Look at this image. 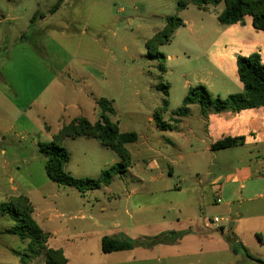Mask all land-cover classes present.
Masks as SVG:
<instances>
[{
	"label": "rangeland",
	"instance_id": "1",
	"mask_svg": "<svg viewBox=\"0 0 264 264\" xmlns=\"http://www.w3.org/2000/svg\"><path fill=\"white\" fill-rule=\"evenodd\" d=\"M178 1L63 0L59 9L52 11L56 0H0V203L17 195L28 197L40 227L51 235L49 245L62 247L69 264L109 262L110 257L102 253L94 235L85 241L76 236L77 224L90 225L77 217L98 211L100 205L106 203L103 197L106 193L103 188H94L90 190L96 196L80 199L77 189L50 181L44 171L46 159L38 151L39 143L54 140L70 153L64 167L70 176L96 179L118 160L111 150L93 139L79 137L57 141L54 138L75 118L98 120L99 100L111 103L112 121L118 123L120 131L139 132L144 129L146 118L152 115L151 110L161 105L165 86L169 87L166 97L169 110L160 114L165 121L171 112L182 106L188 87L206 81L209 71L217 75V78L211 77L215 87L207 88L211 95L224 98L242 92L230 62L223 61L219 72L205 57L217 37L220 28L217 15L224 9V3L208 6L206 10L192 5L179 10ZM168 17L180 18L186 25L179 28L168 44L156 47L151 39L164 27ZM165 147L172 150L170 144L165 143L157 148L158 152H165ZM241 151L218 152L213 166L185 159L171 177L164 168L145 171L146 177L162 172L167 179L165 182L172 187L193 188L186 194L175 191L169 194L170 200L175 199V202L159 209L173 208L177 212L193 207L197 222L206 226L203 233L218 236L211 240L217 244L193 248L181 242L126 264H260L247 258L240 248L233 253L220 249L218 244L225 241L223 236L255 242L253 234L238 236L240 232H249L253 226L245 220L236 224L235 212L258 207L246 201L229 202L230 192L235 187L228 183H224L227 193H221L222 202L217 204L215 193L207 185L218 175L230 174L229 162L232 158V161L237 160ZM144 158L160 159L155 153H148ZM141 164L145 169L148 162ZM133 185L128 177L114 175L109 188L124 200ZM214 217L220 222L211 223ZM12 224L7 215L5 218L0 215V264H19L11 249H31L27 241L21 242L4 233ZM219 226L223 228V235ZM179 231L185 230L176 232ZM194 235L197 234L189 232L181 239L191 241ZM74 237L72 242H65ZM248 252L263 261L264 244L250 247ZM127 260L128 256H120L112 261L124 264ZM29 264H45L44 257L41 255Z\"/></svg>",
	"mask_w": 264,
	"mask_h": 264
},
{
	"label": "crops",
	"instance_id": "2",
	"mask_svg": "<svg viewBox=\"0 0 264 264\" xmlns=\"http://www.w3.org/2000/svg\"><path fill=\"white\" fill-rule=\"evenodd\" d=\"M247 17L249 19H244V21L242 20V22L233 25H220L217 31V37L208 47L205 55L208 64H213L218 68L226 60L230 62L232 73L237 76L236 57H247L253 53H258L264 65V32L254 29L251 18L249 16ZM183 23V26H185L186 22ZM178 31L179 28L174 32V35H177ZM218 71L221 72L219 68ZM208 74L209 78L206 81H201L199 84H203L206 89L208 87L210 88V86L215 87V83L211 80V77L217 78V75L214 76V72L209 71ZM158 107L151 110L152 115L146 118L147 123L144 129L135 132L137 134V140L134 143L126 145L131 155V165L127 169V172L121 176L128 177L132 184H134L133 187L124 195V200L111 192L109 188L110 184L100 187L108 194H103L106 203L101 204L102 201L95 198L101 204L99 210L94 212L93 215H81L77 217L79 220L90 223V225L85 227L77 224L79 228V232L76 235L78 236L77 238L85 241L89 236L94 235L98 242L101 243V239L106 236L123 235L130 239H139L143 237H154L171 231L189 230L190 233L197 234L194 235L196 236L195 239L191 241L181 239L176 244L184 242L193 246V248L208 247L209 245L217 244L215 243L217 241L213 242L211 240L218 236L203 233L206 230L204 228L205 224L203 222H197V215L193 207H185L177 212L173 208L159 209V206L164 208L165 206L167 207L166 203L172 205L175 202V199L173 202L170 200L169 194H172L174 191L179 194H186L190 190H193V188L187 187L185 190H181V186L179 185L172 187L169 183L165 182L167 179H165L162 172L146 177L145 171L151 172L153 169L164 168L167 175L171 177L174 175L179 163L184 162L185 159H188L190 163L201 162L213 166L215 165L218 152L242 149V153L239 154L237 160L232 161L234 159L232 158L229 162V167L231 166L230 169L232 172L226 176L218 175L212 178L207 185L215 193V202L217 204L222 202L220 198L221 193H227L225 184L228 183L235 187L234 191L230 192L229 202L246 201L258 207L246 209L242 213L239 210L235 212L236 224H240L245 220L253 226L249 229V232H240L238 236L244 237L247 234H253L256 241L246 242L241 239L234 241V246L237 249H241L240 246H242L248 251L250 247L256 248L264 244V107L245 109L239 112H208L205 117L201 113L200 106L194 104L188 107V112L182 117H176L171 112V116L166 121L169 122L172 129L167 130H161L155 124L153 114ZM168 110L169 103L166 113ZM172 119L177 120V123L172 121ZM164 131L168 132V134H165ZM223 138H242L243 144L232 148L213 150L211 146ZM165 143L170 144L172 154L167 149L168 147H165V152H158L157 148L160 145L165 146ZM148 153L157 154L158 158H160L159 161H148L145 159L144 156ZM174 155L176 157H173ZM231 162H233V165H231ZM141 163H144V165L147 164L145 165V169L142 168ZM92 191L88 190L83 194L77 191V193L80 199H85L89 195L96 196ZM201 192L204 191L202 190ZM217 200H220V202H217ZM111 201L116 203H112ZM168 201L171 202L169 203ZM2 217L5 218V216ZM182 217L183 219H181ZM33 218L40 226L34 212ZM10 226L12 225H9L8 228ZM182 226H185V228L182 229ZM219 227L223 232L222 226ZM53 233L55 234L56 231ZM257 234L261 236L262 241L258 240ZM75 239L74 237L65 240V242L70 243ZM176 244L156 245L150 249L137 247L128 251L105 254L107 257H110L109 262L105 261V264H117L113 261L118 260L120 256L129 257V260L125 261L124 264L133 263L142 260L139 259V256H149L159 248L169 249L175 247ZM218 244L220 249L233 251L230 244L224 240ZM47 245L53 249H62L60 246L54 247L49 245V243ZM233 253L236 252L233 251ZM66 264H69L68 260Z\"/></svg>",
	"mask_w": 264,
	"mask_h": 264
},
{
	"label": "trees",
	"instance_id": "3",
	"mask_svg": "<svg viewBox=\"0 0 264 264\" xmlns=\"http://www.w3.org/2000/svg\"><path fill=\"white\" fill-rule=\"evenodd\" d=\"M63 0H56L52 11L59 9ZM224 3V9L217 15V21L222 26H229L242 22L245 16L251 18L252 27L264 32V0H179L177 8L185 9L192 5L199 10H206L208 6H216ZM34 19V18H32ZM184 25L180 18L168 17L162 29L152 37V44L156 47L168 44L174 32ZM150 58H157L150 56ZM162 58H164L162 56ZM236 69L238 80L242 84V92L231 94L224 98L213 96L203 85H196L188 89L182 100V106L175 110L172 115L182 117L188 112L190 105L200 106L201 113L206 116L208 112H239L245 109L264 107V65L260 55L253 53L247 57H236ZM161 70V68H160ZM164 98L161 105L154 111L153 118L156 126L161 130L172 129L168 121L162 120L160 114L166 113L168 109V96L165 86ZM99 108V119L90 122L88 119L79 117L63 126L55 136V140L64 138L76 139L83 137L97 141L100 146L111 150L118 158V162L102 171L96 179L74 178L65 172L64 167L70 160V153L63 147L57 145L54 140L49 143H39L38 151L45 157L44 171L50 181L58 186L73 187L83 194L85 191L107 186L114 175H124L131 165V155L126 148L127 144L137 140L135 132H121L118 123L112 121L114 109L111 103L105 99L97 102ZM171 121V120H170ZM177 123V120L172 119ZM243 144L242 138H223L214 143L213 150H221L236 147ZM34 208L28 197L17 195L8 202L0 203V215L8 216L13 224L4 233L17 237L21 242H28L31 249L23 251L12 250L13 255L18 257L19 264H29L39 256L44 257L45 264H66L67 259L62 249L48 247L50 234L45 232L33 218ZM222 235V229H220ZM189 230L179 232H166L154 237H143L130 239L126 236H111L101 239L100 247L104 254L128 251L134 248L150 249L156 245H174ZM223 238L234 252L236 247L234 238L226 236ZM258 240L262 238L257 234ZM247 258L258 263L264 261L250 256L246 248L240 246Z\"/></svg>",
	"mask_w": 264,
	"mask_h": 264
},
{
	"label": "built area",
	"instance_id": "4",
	"mask_svg": "<svg viewBox=\"0 0 264 264\" xmlns=\"http://www.w3.org/2000/svg\"><path fill=\"white\" fill-rule=\"evenodd\" d=\"M217 202H220V200H217ZM212 222L213 223H219L220 222V219H218V218H213V220H212Z\"/></svg>",
	"mask_w": 264,
	"mask_h": 264
}]
</instances>
